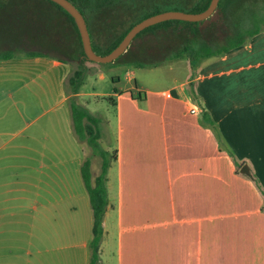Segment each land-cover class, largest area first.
I'll list each match as a JSON object with an SVG mask.
<instances>
[{
  "label": "crops",
  "instance_id": "crops-1",
  "mask_svg": "<svg viewBox=\"0 0 264 264\" xmlns=\"http://www.w3.org/2000/svg\"><path fill=\"white\" fill-rule=\"evenodd\" d=\"M85 65L106 81L105 68ZM167 65L175 76L156 89L90 93L84 81L76 95L89 111L86 95L114 98L115 138L99 140L117 153L100 264H264V29L197 67L182 58L139 68ZM72 72L50 55L0 61L12 87L0 96L9 104L0 106V264H90L93 210L81 167L91 150L73 129ZM23 83L29 93L13 94Z\"/></svg>",
  "mask_w": 264,
  "mask_h": 264
},
{
  "label": "trees",
  "instance_id": "trees-1",
  "mask_svg": "<svg viewBox=\"0 0 264 264\" xmlns=\"http://www.w3.org/2000/svg\"><path fill=\"white\" fill-rule=\"evenodd\" d=\"M36 1H40V3L44 2L50 4L60 12V15L54 12V16H47V7H42L39 4L37 6V4L33 3L32 5L30 4L31 7H29L30 5L26 6L27 12L18 13L13 16H11V13L9 12L7 13L8 15H10L9 18H7V16L5 15H1L5 17L0 16V19L4 20L3 22L0 21V35L3 39H5V41H13V19L17 17H23L22 15L29 16L33 13L31 17L38 18L39 20L42 19L41 21H43V19H45L44 21H46L47 19L48 24L50 25V31H52L54 37L58 39V41H55L56 44H54V47L62 49L69 54L71 51L70 56H72V61L78 62V66L73 70L72 74L67 79L65 86L68 94L71 96L69 98V104L75 135L77 136L79 141L87 143L91 150V156H99L102 160L101 171L94 182L91 172L92 157L89 156L83 162V165L81 167L83 183L88 192L91 207L93 210V238L90 242V264H100V249L104 237V217L109 205L107 190L108 170L112 162L116 161L117 153L116 151H113V153L105 151L101 147L99 142V140L101 139L102 131L101 118L93 115L85 106L79 104L76 99V95L79 93L81 87L84 84L88 70H86L85 64L86 62H89V60L84 53L80 34L74 19L61 6L50 0ZM69 1L73 5H75L84 16L90 32L93 50L97 54L102 56L111 53L122 42L124 37L136 24L150 16L166 11H183L192 14L202 13L207 10L211 3V0H201L199 2L197 1L193 5H191V7L187 11L181 9L182 7L176 4L170 5L169 9H164L160 3H155L152 7V11L143 14L135 22H132L120 34H115L113 31L117 30L118 21L120 20V18H122L119 13L122 12V7L126 3H123L121 0ZM236 1L237 3L240 2L238 0H220L216 13L220 9H222V13H226V9L229 6L235 4ZM36 7H38L37 9L40 10L39 12H37ZM48 11L51 12L49 9ZM217 15L220 14L217 13ZM211 19L213 18L210 17V26L206 30L201 29L204 25V21H167L149 27L136 36L127 51L116 61L110 64L98 65L113 66L117 65V63L121 60H125L122 63H131L136 65L137 67H142L147 65H154V63L156 62L161 63L169 59L187 58L193 67H197L206 59L219 56L235 47L243 45L249 38L253 37L264 29V22L263 27L257 29H254L250 26L236 25V30L233 32V34H225L224 40L226 41V43L220 45L216 39H212L211 31L215 27H218L220 25L219 22L221 21V19L217 22ZM41 21H39V23H41ZM62 26L67 31L69 30L71 32V36H73L74 34L73 39L75 38L76 40L75 45H73L74 47L72 46L70 49L68 48L69 46L67 45V43L63 41L62 34L64 33L62 31ZM25 28L26 27L24 25H21V27L17 28L14 37L16 39L19 38V41H24L27 38H30V34L28 32L29 29L25 31ZM39 30H41V27L38 28V31ZM22 31L27 32L29 37H26V35H24L25 32ZM18 32L23 35L20 36L21 34H18ZM106 36L107 38H109V43L107 46L102 48L96 43V39H100L101 37ZM156 43L157 46L155 45ZM27 55L30 57H38L42 56L43 54L32 52L28 53ZM152 55L155 56L153 57L155 59L153 61H148L150 59V56ZM13 56L14 54L10 51L4 52L0 54V61L12 59ZM128 56H135L136 60H126ZM63 61L69 63L72 62L71 59H63ZM114 91L115 93L117 92L116 89H114ZM105 100L109 104L114 105L113 97H108Z\"/></svg>",
  "mask_w": 264,
  "mask_h": 264
},
{
  "label": "rangeland",
  "instance_id": "rangeland-1",
  "mask_svg": "<svg viewBox=\"0 0 264 264\" xmlns=\"http://www.w3.org/2000/svg\"><path fill=\"white\" fill-rule=\"evenodd\" d=\"M5 1V2H4ZM123 3H126L122 8V12L119 13V15L122 16L120 20L118 21V27L116 31H113L115 34H120L123 32L132 22H135L139 17H141L143 14L152 11V7L155 3H160L164 9H169L170 5L176 4L182 7L181 9L187 11L191 5H193L195 2H199L201 0H121ZM240 2L233 4L232 6H229L226 10V13H222V9H220L217 13L220 15L215 14L213 15V19L216 22L221 19L219 22V26L215 27L211 31V37L212 39H216L220 45L225 44L226 41L224 40L225 34L230 33L233 34V32L236 30L237 26H250L254 29L263 27L264 22V0H238ZM32 2V0H31ZM28 2L26 4L19 3L17 1L12 0H0V16L5 15L7 18L10 17L7 13H11V16L16 15L18 13H15L16 6H20L22 4L24 7L29 6L30 4H38L40 6H45V4L48 3H40V1L33 0V2ZM165 3V4H164ZM31 5L29 7H31ZM48 5H46L47 7ZM37 12L40 10L37 9ZM186 8V9H185ZM127 9V10H126ZM26 10V9H25ZM51 12L46 10L48 13H46L47 16L52 15L54 16V12H57L60 15V12L53 6H51V9H49ZM52 13V14H51ZM33 14V13H32ZM24 16L23 17H17L13 19V41L9 42L8 40L5 41V39L2 38L0 35V54L4 52H12L13 54H28V53H41L43 55H50L59 57L61 59H66L72 61L71 51L70 54L66 51L55 48L54 44H56L55 41H58L56 37H54L52 31H50L48 21L39 20L38 18L31 17L32 16ZM38 14V13H35ZM57 14V15H58ZM1 16V17H5ZM235 19V22H234ZM0 21H4L0 19ZM41 21V23H39ZM21 25H24L26 28L24 29L27 31L29 29L30 38H27L24 41H19L14 37L17 28L21 27ZM61 25V24H60ZM210 26V22L207 23L205 26L203 25L201 29L206 30ZM41 27V30L38 31V28ZM70 27V26H68ZM62 31L64 34H62L63 41L67 43L70 49L73 45H75V38L73 39V36H71V32L66 30L62 26ZM70 29V28H69ZM172 29V28H171ZM174 29V28H173ZM22 31V32H25ZM73 32V31H72ZM18 34H21L18 32ZM21 34L20 36H22ZM26 37L28 36L27 32L24 33ZM19 36V35H18ZM19 36V37H20ZM29 37V36H28ZM55 38V39H54ZM53 39V40H52ZM109 38L101 37L100 39H96V43L101 46L102 48L107 46L109 41ZM52 40V41H51ZM50 42V43H49ZM157 46V43L155 44ZM74 47V46H73ZM175 47V46H174ZM168 53V52H166ZM163 55V53H162ZM157 56V55H156ZM154 55L150 56V59L148 61H153L155 58ZM163 57V56H162ZM136 60L135 56H128L126 60ZM125 61V60H124ZM121 60L117 63V65L113 66H102L98 65L97 63L89 61V63L94 64L93 66H96L97 68H105V74H106V81L102 82L97 77L91 76L90 74H87L85 77V84H84V91L94 93L96 92H108L111 91L114 93V89L117 91H128L129 93L136 94V84L140 87L150 88V89H156L157 87H161L163 85H168L171 82V78L175 76V74H172L169 72V67L163 66V68L160 69V71H152L150 68L146 70H142L141 68L137 67L134 64L131 63H122L124 62ZM87 63V62H86ZM73 66V70L78 66V62L72 61L71 62ZM87 70V67H86ZM167 70V72H165ZM181 70V69H180ZM181 73V74H180ZM179 74L182 76L183 72L179 71ZM179 75V76H180ZM22 90L19 92H16V87L13 86V94H27L29 93L28 88L25 87L24 83L17 85V87H21ZM12 90V87L10 84L6 83L5 81H2L0 76V96L2 94H9V92ZM100 95V94H99ZM101 99V100H100ZM85 104H88L90 111H92L97 117L101 118L102 124H101V135L104 137L105 143L108 145L111 144L110 140H114V116L112 114L113 106H110L108 102L104 99H102L101 96H98L97 94H88L83 99ZM99 101L98 103H96ZM78 102V101H77ZM9 104L0 105L1 108H4V106H8ZM106 117L109 121H111V126L113 129L107 130V122L104 119ZM25 125V124H24ZM21 127H24L23 124H21V121H18L16 126H13V133H17ZM108 131V132H107ZM109 133V136L107 135ZM26 136V133L23 135H15V139L17 140H24ZM102 147V146H101ZM113 153V151H109ZM91 156V155H90ZM92 157V163L93 164V175H99L101 171V163L102 160L99 156H91ZM88 158V157H87ZM92 168V165H91ZM25 258H22L21 260H18L15 264H24Z\"/></svg>",
  "mask_w": 264,
  "mask_h": 264
},
{
  "label": "water",
  "instance_id": "water-1",
  "mask_svg": "<svg viewBox=\"0 0 264 264\" xmlns=\"http://www.w3.org/2000/svg\"><path fill=\"white\" fill-rule=\"evenodd\" d=\"M50 1L61 6L74 19L80 34L84 53L88 58V60L97 64H104V65L116 61L120 56H122L127 51V49L129 48V46L131 45V43L138 34H140L143 30L152 27L154 25L167 21H184V22L204 21V25H206L209 22L210 17H212L216 12L220 2V0H211V3L207 8V10L197 14L187 13L183 11H166L150 16L144 19L143 21L139 22L138 24H136L124 37L122 42L111 53L102 56L97 54L93 50L92 40L86 20L84 16L81 14V12L77 9V7L73 5L69 0H50ZM241 172L243 174L250 175L247 166H244Z\"/></svg>",
  "mask_w": 264,
  "mask_h": 264
},
{
  "label": "built area",
  "instance_id": "built-area-1",
  "mask_svg": "<svg viewBox=\"0 0 264 264\" xmlns=\"http://www.w3.org/2000/svg\"><path fill=\"white\" fill-rule=\"evenodd\" d=\"M199 111H198V109H197V107L196 106H191V108H190V113L191 114H197Z\"/></svg>",
  "mask_w": 264,
  "mask_h": 264
}]
</instances>
